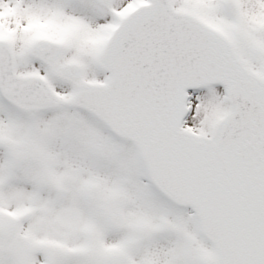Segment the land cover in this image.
I'll use <instances>...</instances> for the list:
<instances>
[{
	"label": "snow or ice",
	"instance_id": "obj_1",
	"mask_svg": "<svg viewBox=\"0 0 264 264\" xmlns=\"http://www.w3.org/2000/svg\"><path fill=\"white\" fill-rule=\"evenodd\" d=\"M0 264H264V0H0Z\"/></svg>",
	"mask_w": 264,
	"mask_h": 264
}]
</instances>
